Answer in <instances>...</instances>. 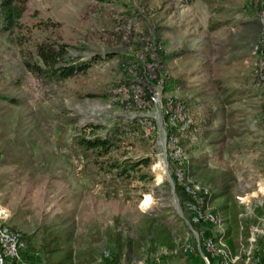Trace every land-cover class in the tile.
<instances>
[{
    "label": "rangeland",
    "instance_id": "obj_1",
    "mask_svg": "<svg viewBox=\"0 0 264 264\" xmlns=\"http://www.w3.org/2000/svg\"><path fill=\"white\" fill-rule=\"evenodd\" d=\"M22 24L5 34L0 23V223L27 247L13 264H56L70 252L64 264L112 253L119 264H210L203 241L219 232L224 264H264V0H30ZM16 37H51L90 67L60 86L36 81ZM134 82L129 103L117 85ZM144 85L157 104L144 101ZM166 106L183 107L189 128ZM119 121L143 132L125 135L115 157L148 159L140 172L150 179L113 181L75 152V135L93 126L104 136ZM194 186L212 217L202 231L191 226ZM49 235L65 242L47 257Z\"/></svg>",
    "mask_w": 264,
    "mask_h": 264
},
{
    "label": "trees",
    "instance_id": "obj_2",
    "mask_svg": "<svg viewBox=\"0 0 264 264\" xmlns=\"http://www.w3.org/2000/svg\"><path fill=\"white\" fill-rule=\"evenodd\" d=\"M29 1L30 0H0V23L1 31L3 33L12 34L14 31L23 28L22 18L26 11V5ZM94 1L98 3H104L111 0ZM49 27H56V24L40 23L38 25V28L42 31L47 30ZM14 44L20 49L19 55L22 68L26 72H28L30 76L34 78V80L45 83L47 85H63L68 79L72 78L73 76L85 74L90 67L89 62H79V59L72 60L68 56V46L58 40H53L51 37H45L42 40L35 42H30L23 37H16ZM28 45L31 46L29 47ZM136 84L140 85L136 82H134L133 84L117 85L127 88L129 98L126 101H128L129 103L134 102L131 92L133 86H135ZM167 84L164 90L168 89ZM147 89L149 88H147L145 85L142 87L144 94H146L144 101L147 102L148 105H151V93L149 94V91ZM2 100L11 102V104L15 106L20 104L16 99H9L7 97H4L2 98ZM90 129L91 132H89L88 134H86L85 132H81L73 137V147L77 155H81L84 159L91 160L93 167L96 170L109 175L110 179L113 181L123 183L131 182L133 180L145 181L151 178L149 173L141 174L140 172L142 167L148 166V159H143L141 161H132L131 159L123 160L115 157V151L120 149V144L126 139L124 138L125 135H128V133L133 134L137 131H140V133L143 132L139 122L133 121L124 123L119 121V123L113 126L104 136L95 134V130L97 129V127L90 126ZM225 189L227 190L228 188ZM216 190L219 191L221 189L217 188ZM204 204L205 199L203 201V205ZM231 222L236 228V213L233 214ZM205 224L207 223L201 221L198 223H191V226L196 228L197 231H202V229H204L205 227ZM209 227H211V225ZM153 239L160 245L166 244V241L163 238L155 237ZM207 239L212 238H205V240ZM63 242H65V240L62 237H55L51 235L46 236V239L42 245L44 253L47 255V257L54 255L59 251V249L55 246ZM126 246L130 248L131 242H126ZM263 249L262 253H264ZM202 251L204 255L209 259L210 264H215V262H218L217 259L211 258L210 254L206 253L204 249ZM67 261H72L71 252L66 254L65 258L60 260L56 264H64ZM261 262L264 263L263 254L261 257ZM3 264L13 263L3 262ZM103 264H119V255L117 253H112L111 257L109 259H106Z\"/></svg>",
    "mask_w": 264,
    "mask_h": 264
},
{
    "label": "built area",
    "instance_id": "obj_3",
    "mask_svg": "<svg viewBox=\"0 0 264 264\" xmlns=\"http://www.w3.org/2000/svg\"><path fill=\"white\" fill-rule=\"evenodd\" d=\"M261 63L258 68V77L261 82H264V55L262 56ZM263 88H264V83H263ZM158 94L156 93L151 100L157 104V99L156 97ZM171 103H169L170 106ZM165 107V113L168 117V120L170 122H176V120L179 121V126H181L182 129H188L190 126L189 121L184 117V108L183 107H178L177 110H175L174 113H171V108ZM177 158H180V156H177ZM178 163H182V161H179ZM200 192V189L198 186H194L191 190V195L193 196L194 200H198L200 203L199 207H195V218L193 219V223H198L201 221H206L207 219H211V216H207L205 214L206 209L203 210V198L201 197L200 194H196V192ZM205 191V195H206ZM197 198V199H196ZM1 220V218H0ZM221 234V236H220ZM222 233L219 232L217 236V240L213 241L212 239H207L203 243V248L206 253L210 254L211 258H216L219 257L218 262L216 264H224L226 263L225 260H223L222 257H225L227 259V256L222 252ZM26 242L22 238L20 234L17 232L12 231L9 229L7 226H4L0 223V264H3V261H6L8 263H13V262H18L21 263L22 261L20 260L22 253L26 250ZM221 248V249H220ZM204 260L207 262V259L204 257ZM26 264V263H25Z\"/></svg>",
    "mask_w": 264,
    "mask_h": 264
},
{
    "label": "bare ground",
    "instance_id": "obj_4",
    "mask_svg": "<svg viewBox=\"0 0 264 264\" xmlns=\"http://www.w3.org/2000/svg\"><path fill=\"white\" fill-rule=\"evenodd\" d=\"M0 215H7V214H6V213H3V212L0 211ZM5 217H6V216H5Z\"/></svg>",
    "mask_w": 264,
    "mask_h": 264
}]
</instances>
